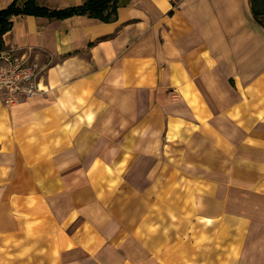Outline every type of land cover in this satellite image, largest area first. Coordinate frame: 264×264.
I'll use <instances>...</instances> for the list:
<instances>
[{
  "label": "crops",
  "instance_id": "crops-1",
  "mask_svg": "<svg viewBox=\"0 0 264 264\" xmlns=\"http://www.w3.org/2000/svg\"><path fill=\"white\" fill-rule=\"evenodd\" d=\"M2 50L46 70L32 99L6 106L0 90V264H112L144 196L173 200L179 172L201 206L225 202L207 199L219 188L264 200V29L249 0H118L110 23L18 16Z\"/></svg>",
  "mask_w": 264,
  "mask_h": 264
},
{
  "label": "rangeland",
  "instance_id": "rangeland-1",
  "mask_svg": "<svg viewBox=\"0 0 264 264\" xmlns=\"http://www.w3.org/2000/svg\"><path fill=\"white\" fill-rule=\"evenodd\" d=\"M180 175L173 200L165 196L153 203L151 195L144 196V218L137 229L131 230L129 221L128 234L113 243L120 257L112 264H264V200L219 188L207 199L225 202L201 206L194 196L185 198L189 188ZM138 176L133 170L131 177ZM198 208L210 212L209 219H202Z\"/></svg>",
  "mask_w": 264,
  "mask_h": 264
},
{
  "label": "trees",
  "instance_id": "trees-1",
  "mask_svg": "<svg viewBox=\"0 0 264 264\" xmlns=\"http://www.w3.org/2000/svg\"><path fill=\"white\" fill-rule=\"evenodd\" d=\"M255 22L264 29V0H249ZM118 0H89L83 5L62 10H49L34 0H13L0 11V51L3 49V35L12 27V19L18 16L43 17L64 20L73 16H87L103 23L116 19Z\"/></svg>",
  "mask_w": 264,
  "mask_h": 264
},
{
  "label": "built area",
  "instance_id": "built-area-1",
  "mask_svg": "<svg viewBox=\"0 0 264 264\" xmlns=\"http://www.w3.org/2000/svg\"><path fill=\"white\" fill-rule=\"evenodd\" d=\"M45 70L46 67L30 62L26 54L0 51V90L7 93L5 105L12 106L21 97L32 99L43 94L40 80Z\"/></svg>",
  "mask_w": 264,
  "mask_h": 264
}]
</instances>
